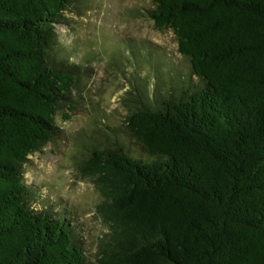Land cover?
Instances as JSON below:
<instances>
[{
  "label": "trees",
  "instance_id": "obj_1",
  "mask_svg": "<svg viewBox=\"0 0 264 264\" xmlns=\"http://www.w3.org/2000/svg\"><path fill=\"white\" fill-rule=\"evenodd\" d=\"M152 1L191 74L133 85L124 130L82 166L107 229L97 263L264 264V0ZM72 2L0 0V264H93L24 168L91 76L58 32Z\"/></svg>",
  "mask_w": 264,
  "mask_h": 264
},
{
  "label": "rangeland",
  "instance_id": "obj_2",
  "mask_svg": "<svg viewBox=\"0 0 264 264\" xmlns=\"http://www.w3.org/2000/svg\"><path fill=\"white\" fill-rule=\"evenodd\" d=\"M152 8V0H73L58 32L72 60L91 76L74 108L56 117L59 133L24 165L26 181L38 192L34 207L55 213L67 208L93 264L107 229L97 213L101 197L82 166L97 144L106 143L108 127L124 130V101L133 85L143 78L151 84L156 70L165 84L169 74H191L174 33L156 29L146 17Z\"/></svg>",
  "mask_w": 264,
  "mask_h": 264
}]
</instances>
